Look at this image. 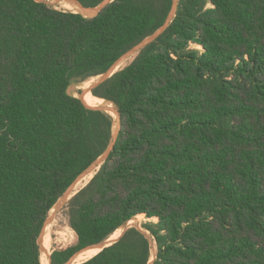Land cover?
<instances>
[{"label": "trees", "instance_id": "16d2710c", "mask_svg": "<svg viewBox=\"0 0 264 264\" xmlns=\"http://www.w3.org/2000/svg\"><path fill=\"white\" fill-rule=\"evenodd\" d=\"M173 5L114 0L86 18L0 0V264H42L51 210L112 144L113 117L72 85L154 35ZM88 90L116 106L121 130L65 207L77 241L52 264L140 216L157 220L143 225L152 264H264V0H179L160 38ZM152 241L131 227L81 264H149Z\"/></svg>", "mask_w": 264, "mask_h": 264}, {"label": "rangeland", "instance_id": "374dc122", "mask_svg": "<svg viewBox=\"0 0 264 264\" xmlns=\"http://www.w3.org/2000/svg\"><path fill=\"white\" fill-rule=\"evenodd\" d=\"M38 1H44L46 2L50 7H53L58 10H63V11H69L67 9H64V4L66 3H60L58 2L57 0H38ZM65 1V0H63ZM69 2V1H67ZM104 2V1H103ZM103 2L95 7V8H92L95 10V12H92V14H89V15H93V16H89V17H86L83 15L84 17L86 18H92V17H95L98 9L102 6ZM69 3H72L74 5H78L74 2H69ZM60 4V5H59ZM81 8V7H80ZM73 10H76V9H73ZM82 10V8H81ZM87 10H90V9H87ZM85 11V10H83ZM72 12V11H71ZM78 12V9L76 10V12L74 13H77ZM88 15V14H87ZM135 58V57H134ZM134 58L128 63L130 64ZM127 64V65H128ZM126 65V66H127ZM124 66V67H126ZM123 67V68H124ZM95 79V80H94ZM94 79H91L89 80V82H85V83H77V84H74L72 85V87L70 88V93L78 98H80L81 96H84L85 93H86V88L87 89H90V87L96 83L97 81H99L100 77H97V78H94ZM83 92H84V95H83ZM107 104H111V103H107ZM113 105V104H112ZM114 106V105H113ZM116 108V106H114ZM91 108H96V107H91ZM117 109V108H116ZM114 119V118H113ZM118 125H119V122H117L115 119H114V132H113V137L115 136H118ZM95 176V172L92 173L90 176H88L77 188L76 191L80 190L81 188H83L86 184H88V182ZM89 179V180H88ZM85 183V184H84ZM68 199V198H67ZM66 199V200H67ZM68 202H66L65 204H62L61 208H58V206H60V201L57 203V205L51 210L49 216H48V220H47V223L45 225V229H44V233H43V237L40 238V241L39 243L41 242V247H42V250H41V261H42V264H52V254L55 250H58V249H65L69 246H72L76 243L77 241V238H76V234L74 233V231L69 227V222H68V216H67V210H66V206H67ZM59 210H58V209ZM65 220V221H64ZM149 221H154L156 222L157 220H148L146 218H144L143 216H140L138 218V220H135V221H131L130 223H128L127 225H125L123 228H121L119 230V232L117 233V235L115 237H118L120 238L124 232V229H128L130 227H136L140 230H142L147 236L148 238L152 241L151 237H150V233L149 232H146L143 228V225ZM60 235V236H59ZM68 238H67V237ZM64 237V238H63ZM114 237V236H112ZM112 237L110 239H112ZM59 238V239H58ZM117 238V239H118ZM109 239V240H110ZM116 239V240H117ZM65 241V242H64ZM108 242V240L106 241ZM46 244H50V258H47L43 255V247H45ZM46 248V247H45ZM95 252V251H94ZM156 254H157V249H156V245L155 243L152 241V251H151V261L150 263L152 264L154 262V260L156 259ZM91 259L89 256H86L85 257V261ZM82 262V263H83ZM81 264V263H80Z\"/></svg>", "mask_w": 264, "mask_h": 264}, {"label": "water", "instance_id": "95a60500", "mask_svg": "<svg viewBox=\"0 0 264 264\" xmlns=\"http://www.w3.org/2000/svg\"><path fill=\"white\" fill-rule=\"evenodd\" d=\"M38 1V0H37ZM65 1H69V2H74L76 4H78L82 10H87V8H85L79 1L77 0H65ZM114 0H105L102 4V6L98 9L96 15H98L106 6H108L110 3H112ZM40 2H43V3H46L44 1H40ZM47 4V3H46ZM178 4H179V0H174V5H173V9L171 11V13L169 14L168 16V19L166 21V23L164 24V26H162L154 35H152L151 37L147 38L146 40H144L142 43H140L139 45H137L136 47H134L132 50H130L128 53H126L123 57H121L106 73H104L103 75H101L100 77V80L97 81L96 83H94L90 89L88 90V92H90L92 94V90L97 88L98 86H100L101 84H103L104 82H106L108 79H110L111 77H113L117 72H119L120 70H122L123 68L119 69L118 68L121 66L122 62H124L125 59L127 58H130L134 55H139L141 51H143L145 48H147L148 46H150L152 43H154L158 38H160L164 32L167 30V28L169 27V25L171 24L173 18L175 17L176 15V11H177V8H178ZM95 15V16H96ZM135 56V57H136ZM125 68V67H124ZM87 92V91H86ZM69 93H70V90H69ZM71 94V93H70ZM83 95H84V92H83ZM93 96V95H92ZM83 97L84 96H81L79 99L83 101ZM94 97V96H93ZM96 98V97H95ZM84 102V101H83ZM106 102V101H105ZM106 103H109V102H106ZM112 104V103H111ZM114 105V104H113ZM115 106V105H114ZM104 106H100L98 108H96L97 110H100V111H103V112H106L108 113L104 108ZM109 114V113H108ZM117 114L119 116V125H118V135L120 133V130H121V116H120V113L117 109ZM117 138L118 136H114L113 137V141H112V144L110 145V147L108 148V150L103 154V156H101L96 162H94V164H92L84 173H82L77 179L76 181L68 188V190L64 193V195L60 198V206H58V208L61 207L62 204H65L66 202H69L71 200L72 197H74L80 190H82L83 188H81L80 190L76 191L77 190V187L79 184H81L88 176H90L92 173L95 172V174H97V172L100 170L101 166L107 161V159L109 158L111 152L114 150V147H115V144H116V141H117ZM89 183V182H88ZM74 193V194H73ZM71 194H73L67 201L66 199L68 198V196H70ZM58 201V202H59ZM57 202V203H58ZM57 205V204H56ZM55 205V206H56ZM54 206V207H55ZM48 220V219H47ZM47 220H46V223H47ZM46 225V224H45ZM131 228V227H130ZM45 229V228H44ZM129 229V228H128ZM128 229H124V232L123 234L128 230ZM43 233H44V230L40 236L43 237ZM122 234V235H123ZM119 239V238H118ZM117 239V240H118ZM117 240L115 241H112L110 243H107V242H103V243H100L98 245H95V246H92V247H89L87 249H84L82 250L81 252L77 253L75 256L72 257V259L67 263V264H73V262L82 254V253H85L91 249H100L99 252L103 251L105 248L111 246L113 243H115ZM42 242V240H41ZM41 242L39 243L40 244V247H41ZM41 250H42V247H41ZM151 264V263H149Z\"/></svg>", "mask_w": 264, "mask_h": 264}, {"label": "bare ground", "instance_id": "6f19581e", "mask_svg": "<svg viewBox=\"0 0 264 264\" xmlns=\"http://www.w3.org/2000/svg\"><path fill=\"white\" fill-rule=\"evenodd\" d=\"M60 5V4H59ZM64 6V5H63ZM76 7H77V9H78V12L77 13H81V14H83L84 16H86V17H89V16H93V15H87L88 13H92V12H95V10L94 9H90V10H85V11H83V10H81V8L80 7H78L77 5H75ZM55 9H56V7H55ZM64 9H67V10H69V11H72V12H76V10H73V9H70V8H68V7H66V6H64ZM59 10V9H58ZM136 55H134V56H132V57H130V58H127V59H125L124 60V62H122V64H121V66L118 68V70L119 69H121V68H123L124 66H126L134 57H135ZM100 77V76H99ZM101 78V77H100ZM95 80V79H94ZM100 80V79H99ZM89 82V81H88ZM87 88H89V87H87ZM83 100L84 101H87V102H89V103H91V104H94V105H96V106H98V107H100V106H104L103 108L118 122L119 121V116H118V119H117V117L115 116V114L110 110V109H108L106 106H109V107H111V108H113V109H116L112 104H107L104 100H101V99H98V98H95V97H93V96H90V95H84V97H83ZM106 105V106H105ZM117 110V109H116ZM118 115V114H117ZM89 180V179H88ZM85 184V183H84ZM80 185V184H79ZM78 185V186H79ZM78 188V187H77ZM74 194V193H73ZM73 194H71L70 196H68V199L73 195ZM67 199V200H68ZM66 200V201H67ZM62 206V205H61ZM61 208V207H60ZM58 209V208H57ZM59 210V209H58ZM65 221V220H64ZM119 232V231H118ZM117 232V233H118ZM117 233L114 235V237H112V239H110V240H108V242L107 243H110V242H112V241H114L117 237H115L116 235H117ZM60 236V235H59ZM67 237V236H66ZM64 238V237H63ZM68 238V237H67ZM59 239V238H58ZM65 242V241H64ZM46 247V248H45ZM45 247H43V255L46 257V259L47 258H50V253H49V251H50V244H46L45 245ZM90 252H92V253H89V254H87V255H85V256H83V257H81L80 259H78L77 261H75V262H73V264H80V263H82L84 260H85V257L86 256H89L90 258H92V257H94L95 255H97L98 253H99V251H100V249H92V250H89ZM89 251H87V252H89ZM95 251V252H94Z\"/></svg>", "mask_w": 264, "mask_h": 264}]
</instances>
